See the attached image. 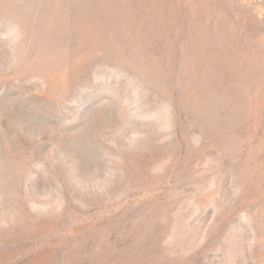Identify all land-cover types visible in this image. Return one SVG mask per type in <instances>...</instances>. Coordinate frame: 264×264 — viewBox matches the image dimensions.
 I'll use <instances>...</instances> for the list:
<instances>
[{
    "label": "rangeland",
    "instance_id": "rangeland-1",
    "mask_svg": "<svg viewBox=\"0 0 264 264\" xmlns=\"http://www.w3.org/2000/svg\"><path fill=\"white\" fill-rule=\"evenodd\" d=\"M116 1L0 0V264H264V0Z\"/></svg>",
    "mask_w": 264,
    "mask_h": 264
},
{
    "label": "bare ground",
    "instance_id": "bare-ground-1",
    "mask_svg": "<svg viewBox=\"0 0 264 264\" xmlns=\"http://www.w3.org/2000/svg\"><path fill=\"white\" fill-rule=\"evenodd\" d=\"M98 1H100V3L102 4V6H106V4L104 3V0H98ZM112 2H113V6L115 5V6H118L117 5V3H119L118 1H116V0H112ZM115 3V4H114ZM151 3V2H150ZM105 4V5H104ZM123 15V14H122ZM169 17V16H168ZM119 20V19H118ZM159 20V19H158ZM155 32V31H154ZM156 33V32H155ZM194 57V56H193ZM196 58V57H195Z\"/></svg>",
    "mask_w": 264,
    "mask_h": 264
}]
</instances>
